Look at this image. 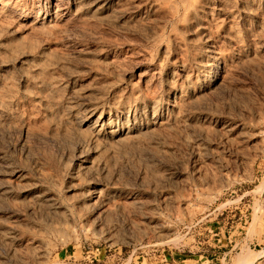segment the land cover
Instances as JSON below:
<instances>
[{
	"label": "rangeland",
	"instance_id": "rangeland-1",
	"mask_svg": "<svg viewBox=\"0 0 264 264\" xmlns=\"http://www.w3.org/2000/svg\"><path fill=\"white\" fill-rule=\"evenodd\" d=\"M0 264H264V0H0Z\"/></svg>",
	"mask_w": 264,
	"mask_h": 264
},
{
	"label": "bare ground",
	"instance_id": "bare-ground-1",
	"mask_svg": "<svg viewBox=\"0 0 264 264\" xmlns=\"http://www.w3.org/2000/svg\"><path fill=\"white\" fill-rule=\"evenodd\" d=\"M119 102V101H118ZM121 106H122V104H121ZM122 108V107H121ZM124 108H125V106H124ZM94 109V108H93ZM92 111H94V110H92ZM111 112V111H110ZM98 117H99V115H98ZM102 117V116H101ZM113 118V117H112ZM94 120H95V118H93ZM90 120V119H89ZM98 120V119H97ZM107 120V119H106ZM96 121V120H95ZM111 121V120H110ZM109 121V122H110ZM113 121V120H112ZM87 125V124H86ZM85 125V126H86ZM96 125V124H95ZM102 125V123H99V124H97V127L98 126H101ZM90 126H91V124H90ZM90 126H89V128H90ZM106 126V125H105ZM120 126V125H119ZM91 127H93V126H91ZM109 128V127H108ZM112 128V127H111ZM93 129V128H92ZM97 130V129H96ZM96 132V131H95ZM97 133V132H96ZM110 134V133H109ZM112 134V133H111ZM97 136V135H96ZM115 139V138H114ZM108 140V139H107ZM92 189V188H91Z\"/></svg>",
	"mask_w": 264,
	"mask_h": 264
}]
</instances>
